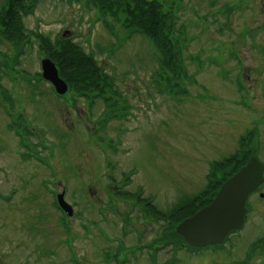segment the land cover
<instances>
[{"label": "rangeland", "instance_id": "rangeland-1", "mask_svg": "<svg viewBox=\"0 0 264 264\" xmlns=\"http://www.w3.org/2000/svg\"><path fill=\"white\" fill-rule=\"evenodd\" d=\"M232 1H180L178 27L188 25L190 36L185 63L196 80L186 86L189 96L178 99L161 94L154 85L157 54L147 39H125L121 30L118 38L111 36L96 20L95 12L88 13L77 3L41 0L36 4L35 13L24 20L26 28L52 40L70 32L75 42L94 53L125 98L127 119L111 121L108 128L96 130L93 121L104 112V103L97 99L88 109L83 99H77L69 108L71 93L60 98L51 85L38 80L42 73L38 46L33 43L22 48L17 72H5L3 86L12 93L16 109L24 111L32 126L44 132L35 134L30 143L41 158L52 161V166L50 170L34 158L23 161L27 149L8 129L12 120L1 104L0 264H151L149 245L165 232V222L156 218L157 214H147L148 218L141 201L142 206L131 200L115 201L112 190L137 196L142 189V198H153L154 211L165 215L182 199L206 189L211 164L226 162L242 145L248 149L257 146L264 136L260 137V117L253 115L250 101L237 100L233 90L241 73L240 63L247 72L250 54L246 45L238 43V59L222 63L231 73L227 81L223 78L226 72L220 77V68L213 60L223 59L227 53L224 44L238 41L230 32L218 33L212 17ZM243 14L246 19L247 13ZM243 17L232 18L235 29H242ZM1 50L8 59L13 52L4 45ZM204 62L208 64L202 65ZM255 103L261 107L264 100ZM249 129L254 131L252 137H247ZM94 134L102 143L113 141L116 150L97 143L98 138L91 140ZM258 156L264 163L263 145ZM131 171L133 176L122 178ZM64 190L76 213L68 221L70 229L60 224L61 213L53 205L54 193ZM38 197L45 203L42 208ZM249 204L247 225L224 245L194 254L174 252L168 246L159 250L158 263L264 264V199L256 195ZM128 213L130 222L123 218ZM71 242L72 254L67 245Z\"/></svg>", "mask_w": 264, "mask_h": 264}, {"label": "trees", "instance_id": "trees-1", "mask_svg": "<svg viewBox=\"0 0 264 264\" xmlns=\"http://www.w3.org/2000/svg\"><path fill=\"white\" fill-rule=\"evenodd\" d=\"M76 2L88 12L95 11L96 16L100 17L108 28H120L124 31L135 29L146 37L157 52L160 67L155 76L158 82L166 89L182 85L181 75L185 67L180 37L175 33L176 19L163 2L159 0H76ZM31 5L32 0H7L0 7V57L4 62H13L12 65H17L18 58L14 54L9 55V59L4 57L2 45L14 51L22 44L28 45L34 38L40 52L56 64L61 77L75 94L88 99L96 95L106 103L112 101L108 97H120L113 78L105 72L104 67L73 40L52 41L47 36L34 35L26 30L22 14L27 15L32 8ZM1 92L4 91L0 84ZM249 157V155L235 156L216 165L217 172L222 173L220 183L246 165ZM220 183L189 201L185 206L175 208L167 219L170 223L169 229L164 232L160 240L173 239L176 243H182V238L176 233V227L206 207L219 190Z\"/></svg>", "mask_w": 264, "mask_h": 264}, {"label": "water", "instance_id": "water-1", "mask_svg": "<svg viewBox=\"0 0 264 264\" xmlns=\"http://www.w3.org/2000/svg\"><path fill=\"white\" fill-rule=\"evenodd\" d=\"M44 76L55 84L59 93L66 87L59 80L58 72L50 61L43 62ZM264 166L256 159L243 168L221 189L214 203L178 228L186 242L196 247L220 244L231 231L242 227L249 195L264 182Z\"/></svg>", "mask_w": 264, "mask_h": 264}, {"label": "flooded vegetation", "instance_id": "flooded-vegetation-1", "mask_svg": "<svg viewBox=\"0 0 264 264\" xmlns=\"http://www.w3.org/2000/svg\"><path fill=\"white\" fill-rule=\"evenodd\" d=\"M234 6L236 9L241 7L235 17H243V12H246L247 16L246 19L243 17L241 20L242 29H232V32L238 38L237 43H243L242 46L246 45L250 54L247 72L243 68L244 64L240 63L241 72L247 79V89H238L235 96L238 100L248 99L253 113L264 119V105L260 107L255 103L257 99L264 100V0H239L234 3ZM243 38H245L244 41ZM238 48L240 46L234 44L236 51L239 50ZM259 141L264 146V136Z\"/></svg>", "mask_w": 264, "mask_h": 264}, {"label": "bare ground", "instance_id": "bare-ground-1", "mask_svg": "<svg viewBox=\"0 0 264 264\" xmlns=\"http://www.w3.org/2000/svg\"><path fill=\"white\" fill-rule=\"evenodd\" d=\"M243 41L245 40V38H243L242 39ZM76 44H78L79 45V43H76ZM5 46V45H4ZM21 52V47H18L17 48V50H15L14 49V51H13V53L12 54H14V55H19V53ZM38 52H40V48L38 47ZM7 66L5 67V68H3V71L4 72H6V73H11V74H13L14 75V73H16L17 72V68H15L16 66H14V65H12V63L11 62H4ZM240 70H241V67H240ZM105 72L108 74V72H107V70H105ZM20 74V73H19ZM19 74H16L17 76L19 75ZM59 80L60 81H62L63 83H64V85H65V87H66V93H71V94H74V92L72 91V89H71V87H70V85L66 82H64V79L61 77V75L59 76ZM241 78L237 75L236 76V78H235V81L236 82H241ZM2 81H3V76H2ZM15 107H16V103H15ZM20 108H22V107H20ZM10 126V125H9ZM8 126V127H9Z\"/></svg>", "mask_w": 264, "mask_h": 264}]
</instances>
